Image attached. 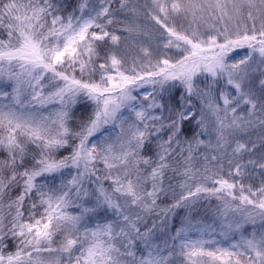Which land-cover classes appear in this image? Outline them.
Segmentation results:
<instances>
[{"label":"snow or ice","instance_id":"snow-or-ice-1","mask_svg":"<svg viewBox=\"0 0 264 264\" xmlns=\"http://www.w3.org/2000/svg\"><path fill=\"white\" fill-rule=\"evenodd\" d=\"M0 264H264V0H0Z\"/></svg>","mask_w":264,"mask_h":264},{"label":"trees","instance_id":"trees-1","mask_svg":"<svg viewBox=\"0 0 264 264\" xmlns=\"http://www.w3.org/2000/svg\"><path fill=\"white\" fill-rule=\"evenodd\" d=\"M149 30L154 31V29H151V28ZM120 34L127 35V33H120ZM240 50H246V49H235L232 52H230L229 54H232V53L240 51ZM198 82L200 83V85L202 87L203 86L202 81L199 79ZM152 87H151V90H152ZM181 92H182V89L177 87L176 89L173 90L172 95L175 99H178ZM138 98L143 99V97H139V96H138ZM118 131H119V129L115 132H118ZM195 131H197L195 125H191V126H189V130L187 131L186 135L190 138L194 134ZM115 132L114 133H107L105 135V137H108L109 135L114 136ZM204 138H206V137H204ZM168 202H170V200ZM216 204H217V202L215 200H212L210 202L207 200L201 201L200 204L195 206L196 210L192 213L193 222L195 223V222L199 221V222H202L204 225H211L213 227H218L220 221L217 218V214L215 212ZM184 215H185V211L180 210L178 215L176 216V218L172 222L173 231L175 230L176 227L180 226V222L183 219ZM97 219H100V217H97ZM101 222H103V221L101 220ZM94 223H95V221H93V224ZM194 235H198V233H194ZM216 237L220 239V237L218 235ZM237 239H238V237H237Z\"/></svg>","mask_w":264,"mask_h":264},{"label":"rangeland","instance_id":"rangeland-1","mask_svg":"<svg viewBox=\"0 0 264 264\" xmlns=\"http://www.w3.org/2000/svg\"><path fill=\"white\" fill-rule=\"evenodd\" d=\"M133 39L139 40V41H144L142 46H144V47L151 46V48H153V49L156 48L157 43H159V41H156L154 38H153L152 42H148V38L146 36H137V37H133ZM123 46L127 47L129 49L131 55H139V45L134 44L131 41H129ZM173 51H175V50L173 49V50L169 51L168 54L171 55ZM245 53H246V50H240V51L234 52L232 54H229L228 56H229L230 62H235V61L239 60L240 58H242L245 55ZM154 55H155V53H154ZM199 79L200 78H198V80ZM151 87H152L151 85H146L144 88L139 89L138 93H135V94L138 95L139 97H143L147 92L151 91ZM125 115H127V113H125ZM117 130L118 129H116L115 131H117ZM115 131L112 130L111 126H106V128L104 130H102L101 133L97 134V137L94 138V141L95 140H101L105 137V135L107 133H114ZM252 227H253L252 225H246L245 226L244 232L246 235H249L251 233ZM256 227L257 228L259 227V222H257ZM196 237H197V235H194V233H193L192 238L195 239ZM205 238H207V237H205ZM215 238L219 239L217 237H215Z\"/></svg>","mask_w":264,"mask_h":264}]
</instances>
